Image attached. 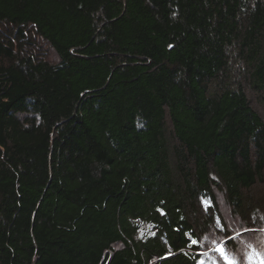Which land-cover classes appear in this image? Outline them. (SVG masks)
I'll list each match as a JSON object with an SVG mask.
<instances>
[{
  "label": "trees",
  "instance_id": "1",
  "mask_svg": "<svg viewBox=\"0 0 264 264\" xmlns=\"http://www.w3.org/2000/svg\"><path fill=\"white\" fill-rule=\"evenodd\" d=\"M246 87L264 0H0V264H197L215 190L257 228Z\"/></svg>",
  "mask_w": 264,
  "mask_h": 264
},
{
  "label": "rangeland",
  "instance_id": "2",
  "mask_svg": "<svg viewBox=\"0 0 264 264\" xmlns=\"http://www.w3.org/2000/svg\"><path fill=\"white\" fill-rule=\"evenodd\" d=\"M36 45L46 53V59L49 62H56V53L41 39L35 38ZM243 81L244 87L246 84ZM246 94L250 99L253 108L260 114L264 121V92L254 94L246 87ZM254 198L264 196V184H256L251 191H247ZM216 203L220 209L219 214L214 217L213 226L206 234L199 236L196 243L195 252L199 256L197 264H228V260L223 258L214 249L218 244H224L228 258L235 260L236 264H264V210L251 215L250 220L261 222L257 228L253 224L244 222L245 217L241 214H234L229 208L224 195L219 191H214ZM210 199L201 201L203 208L210 206ZM263 210V211H262ZM144 226L141 227L143 230ZM230 231L231 235L227 238L234 239L236 243L231 247L227 245V238H224L225 231ZM254 236V237H253ZM255 241V242H253Z\"/></svg>",
  "mask_w": 264,
  "mask_h": 264
},
{
  "label": "snow or ice",
  "instance_id": "3",
  "mask_svg": "<svg viewBox=\"0 0 264 264\" xmlns=\"http://www.w3.org/2000/svg\"><path fill=\"white\" fill-rule=\"evenodd\" d=\"M193 244L198 243L197 240H192ZM217 253H219L223 258L228 260V264H236L235 260L228 258L226 255L225 245L224 244H218L217 247L214 249Z\"/></svg>",
  "mask_w": 264,
  "mask_h": 264
}]
</instances>
